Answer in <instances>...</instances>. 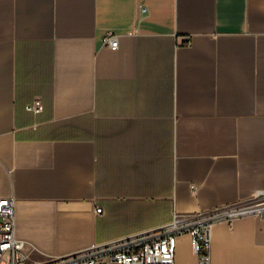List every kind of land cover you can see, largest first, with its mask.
Masks as SVG:
<instances>
[{"label": "crops", "instance_id": "crops-1", "mask_svg": "<svg viewBox=\"0 0 264 264\" xmlns=\"http://www.w3.org/2000/svg\"><path fill=\"white\" fill-rule=\"evenodd\" d=\"M256 191L264 0H0V196L30 260ZM174 242L172 264H197ZM209 255L264 264V209L212 223Z\"/></svg>", "mask_w": 264, "mask_h": 264}, {"label": "built area", "instance_id": "built-area-1", "mask_svg": "<svg viewBox=\"0 0 264 264\" xmlns=\"http://www.w3.org/2000/svg\"><path fill=\"white\" fill-rule=\"evenodd\" d=\"M102 43L115 48L118 44L117 37L108 32L103 36ZM25 108L38 112L41 104L32 101ZM261 209H264V191H256L248 199L234 205L190 215L173 213L171 219L159 228L133 233L102 244H92L88 248L41 262L29 259L25 241L15 233L14 197L0 196V264H172L175 236L183 232L190 236L197 264H209L212 223ZM94 211L100 212L101 207H94Z\"/></svg>", "mask_w": 264, "mask_h": 264}, {"label": "rangeland", "instance_id": "rangeland-1", "mask_svg": "<svg viewBox=\"0 0 264 264\" xmlns=\"http://www.w3.org/2000/svg\"><path fill=\"white\" fill-rule=\"evenodd\" d=\"M110 263H111V264H116V263H112V262H108L107 264H110Z\"/></svg>", "mask_w": 264, "mask_h": 264}]
</instances>
